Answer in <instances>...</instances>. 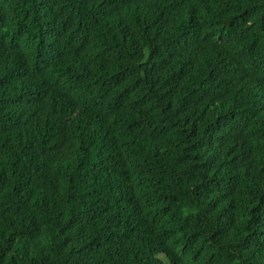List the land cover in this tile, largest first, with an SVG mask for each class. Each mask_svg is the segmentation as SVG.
Segmentation results:
<instances>
[{
	"label": "trees",
	"instance_id": "obj_1",
	"mask_svg": "<svg viewBox=\"0 0 264 264\" xmlns=\"http://www.w3.org/2000/svg\"><path fill=\"white\" fill-rule=\"evenodd\" d=\"M264 264V0H0V264Z\"/></svg>",
	"mask_w": 264,
	"mask_h": 264
},
{
	"label": "rangeland",
	"instance_id": "obj_2",
	"mask_svg": "<svg viewBox=\"0 0 264 264\" xmlns=\"http://www.w3.org/2000/svg\"><path fill=\"white\" fill-rule=\"evenodd\" d=\"M161 260L163 261L164 264H168L167 261L163 257H161Z\"/></svg>",
	"mask_w": 264,
	"mask_h": 264
}]
</instances>
